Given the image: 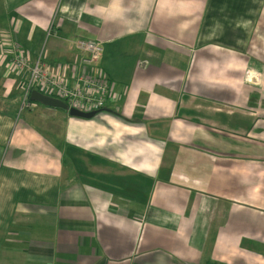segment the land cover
Instances as JSON below:
<instances>
[{
  "label": "crops",
  "instance_id": "0c3cea01",
  "mask_svg": "<svg viewBox=\"0 0 264 264\" xmlns=\"http://www.w3.org/2000/svg\"><path fill=\"white\" fill-rule=\"evenodd\" d=\"M12 46L113 92L22 115ZM0 85V264H264V0H0Z\"/></svg>",
  "mask_w": 264,
  "mask_h": 264
},
{
  "label": "built area",
  "instance_id": "2783aa9c",
  "mask_svg": "<svg viewBox=\"0 0 264 264\" xmlns=\"http://www.w3.org/2000/svg\"><path fill=\"white\" fill-rule=\"evenodd\" d=\"M77 49L82 53V64L94 65L98 63L104 53V46L99 40L78 39L75 41ZM14 54V55H12ZM11 66L18 71L22 88V104L20 112L33 103L31 93L38 90L45 95L59 98L68 104V109L75 107L85 111L101 110L104 108L107 97L113 92V83L107 79L102 69L98 73L82 74L75 83L67 77L58 75L55 70L43 63V55L35 60L30 53H25L18 46L11 47ZM252 80L254 76L249 74ZM41 89L46 90L43 92Z\"/></svg>",
  "mask_w": 264,
  "mask_h": 264
},
{
  "label": "water",
  "instance_id": "95a60500",
  "mask_svg": "<svg viewBox=\"0 0 264 264\" xmlns=\"http://www.w3.org/2000/svg\"><path fill=\"white\" fill-rule=\"evenodd\" d=\"M31 100L41 102L47 106H51L54 108H61L63 110L68 111L71 116H77L82 118H92L99 111V110L85 111L75 107H71L70 109H68V104L65 101L56 97L45 95L38 90L32 91Z\"/></svg>",
  "mask_w": 264,
  "mask_h": 264
},
{
  "label": "rangeland",
  "instance_id": "374dc122",
  "mask_svg": "<svg viewBox=\"0 0 264 264\" xmlns=\"http://www.w3.org/2000/svg\"><path fill=\"white\" fill-rule=\"evenodd\" d=\"M10 53V55H11V51L9 52ZM41 53V52H40ZM10 55H7L6 54V56H5V59H6V61H7V63H8V65H9V67H10V73H7V75H6V72L4 71V74H5V76H4V80H5V78H7V77H12L11 79H15V80H18L19 79V76L17 75L18 74V71H17V69L14 67V66H11V57H10ZM12 55H14V54H12ZM7 65V66H8ZM3 67H4V65H2ZM4 69H5V67H4ZM3 83V80L1 81V84ZM1 86V85H0ZM43 92H46V90H44V89H41ZM59 109H61V108H59ZM31 110H32V112H34V113H36V112H38V109H34V108H31ZM35 110V111H34ZM28 110L27 109H24L23 111H22V115H24V114H26V112H27ZM30 112V111H29ZM61 112H63L64 114H66V113H68L66 110H63V109H61ZM67 115V114H66ZM49 116V115H48ZM53 116H56L55 118H54V120H57L59 117L57 116V115H53Z\"/></svg>",
  "mask_w": 264,
  "mask_h": 264
},
{
  "label": "trees",
  "instance_id": "16d2710c",
  "mask_svg": "<svg viewBox=\"0 0 264 264\" xmlns=\"http://www.w3.org/2000/svg\"><path fill=\"white\" fill-rule=\"evenodd\" d=\"M51 96H55L53 94H51ZM0 102H2V100H0ZM33 102H38V101H33ZM38 103H41V102H38ZM5 107H10L9 105H5Z\"/></svg>",
  "mask_w": 264,
  "mask_h": 264
}]
</instances>
